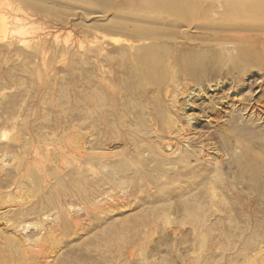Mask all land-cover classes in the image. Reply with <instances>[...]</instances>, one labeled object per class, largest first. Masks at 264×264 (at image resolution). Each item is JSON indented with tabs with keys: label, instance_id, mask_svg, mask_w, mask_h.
Here are the masks:
<instances>
[{
	"label": "bare ground",
	"instance_id": "1",
	"mask_svg": "<svg viewBox=\"0 0 264 264\" xmlns=\"http://www.w3.org/2000/svg\"><path fill=\"white\" fill-rule=\"evenodd\" d=\"M95 17L121 36L95 34L88 48L87 23ZM231 37L244 44L233 49L238 58L264 62V0H0V100L50 96L42 115L17 114L10 134L0 132V264H114L115 252L144 234L172 199L195 222L252 218L250 199L198 194L214 179L226 191L235 183L204 144L193 163L192 142H165L179 133L178 100L189 89L172 71L183 49L221 47ZM246 111L232 109L237 119ZM150 184L159 185L154 195L130 201L127 192ZM20 193L33 196L6 203ZM73 199L105 210L99 226L112 228L107 239L86 245L99 256L92 261L71 255L91 237L76 226ZM125 220L135 222L114 247L116 222ZM63 230L66 242L49 248Z\"/></svg>",
	"mask_w": 264,
	"mask_h": 264
},
{
	"label": "rangeland",
	"instance_id": "2",
	"mask_svg": "<svg viewBox=\"0 0 264 264\" xmlns=\"http://www.w3.org/2000/svg\"><path fill=\"white\" fill-rule=\"evenodd\" d=\"M95 34L121 36L97 17L87 23L85 45L88 48L92 44L91 36ZM59 35L60 38L67 36L63 32ZM243 46L231 37L221 47L209 43L201 48L183 49L172 71L175 78H185L189 89L178 100L179 133L164 141L173 147L184 143L188 146L192 142L190 160L193 163L194 159L201 158L199 149L204 144L205 150L211 152V161L217 162V170L235 183L226 191L219 180L214 179L209 190L204 189L198 194L224 193L229 197L250 199L254 208L252 218L233 223L195 222L182 215L178 202L172 199L159 206L161 213L150 221L144 234L128 243L122 252H115L114 264H264V242L259 241L264 240V62L256 57L238 58L236 50ZM153 69L150 67L146 71V79L151 83L154 82ZM53 95L54 100L60 97L58 93ZM10 96L0 100V132L5 131L7 135L11 132L12 117L19 114L18 119H33L42 115L43 107H48L50 102V96L43 93H18L15 104L10 103ZM237 107L247 108L239 119L232 113ZM225 146L234 151L227 152ZM162 181L167 182V179ZM158 186L132 188L127 193L132 202L137 200V195L138 199L145 200L158 191ZM32 196L31 193L12 195L6 203L16 204L30 200ZM0 201L5 199L0 197ZM72 202L79 209L76 226L89 232L91 237L82 242L85 245H74L71 255L92 261L99 256L86 245L92 248L95 242L107 239L112 228L99 226L105 210L95 211L94 206L75 199ZM134 222L125 220L122 225L116 222L114 247L120 240L121 231L123 236H129L128 228ZM64 230L48 242L49 248L66 242L62 236Z\"/></svg>",
	"mask_w": 264,
	"mask_h": 264
}]
</instances>
